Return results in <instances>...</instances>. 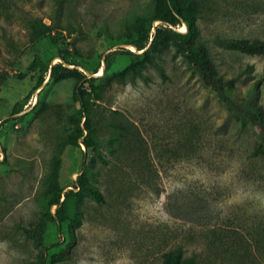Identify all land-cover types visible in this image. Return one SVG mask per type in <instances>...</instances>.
<instances>
[{"label":"rangeland","instance_id":"374dc122","mask_svg":"<svg viewBox=\"0 0 264 264\" xmlns=\"http://www.w3.org/2000/svg\"><path fill=\"white\" fill-rule=\"evenodd\" d=\"M197 1L194 41L254 93L264 119V54L215 39H264V0ZM161 4L0 0V264H165L178 247L195 264H264V158L252 156L259 130L230 114L171 39L150 41L143 62L130 53H143L131 26ZM32 18L53 30L34 38ZM162 25L154 21L152 39ZM63 54L97 71L86 83L99 139L91 148L70 143L86 120L77 78L47 77L36 88L39 72L29 68L37 55ZM84 171L105 199L83 192L79 220L59 221L51 201Z\"/></svg>","mask_w":264,"mask_h":264},{"label":"trees","instance_id":"16d2710c","mask_svg":"<svg viewBox=\"0 0 264 264\" xmlns=\"http://www.w3.org/2000/svg\"><path fill=\"white\" fill-rule=\"evenodd\" d=\"M200 2L197 0H162L160 9L155 15H148L135 22L130 31L133 36H138L133 44L139 50H145L143 53L130 51L135 55L136 63L143 62L145 55L149 53L147 49L148 43L151 41V47L155 46L159 40L169 38L180 50L184 52L185 58L199 75L202 83L209 89L213 90L219 100L224 103L232 116L237 117L240 123L244 126L251 125L259 130L256 144L252 151V156L264 158V119L262 116L261 106L254 98V93L247 92L246 94L240 91L235 83L234 78L226 77L218 72L212 62V59L204 44L196 43L193 39L194 19L192 9H197ZM162 19L164 25L156 27L155 33L152 36L150 32L154 27V21ZM31 27L34 38L44 36L46 33L53 30L52 23H44L43 20L38 21L31 19ZM179 24H186L187 31H182L177 28ZM152 39V40H151ZM217 42L240 51L251 54H264V39L244 38H225L216 37ZM64 60L57 61L53 64L52 59L46 60L41 55H37L29 65L30 70L38 71L39 78L36 88L42 86L50 75V80H60L67 76H75L77 84L75 88L74 98L79 103V108L82 117H85V123H79L76 127V134L70 138V143L81 147L84 143L87 148L94 147L99 144L98 137L93 133L92 124V103L87 99L86 83L96 80L97 75L90 76L84 70H81L76 65L72 66L73 62L67 59L63 54ZM97 71H93L95 74ZM30 95L17 101L13 111L20 113L25 109ZM87 131V132H86ZM73 188L67 191H59L52 199L51 204H57L56 218L59 221H65L70 218L79 220L77 214L79 211L75 209L76 200L81 197L83 192L92 194L98 200H104V193L87 179L86 172H82ZM64 197V199H62ZM165 264H195L194 258L185 257V252L182 247L170 250L164 254Z\"/></svg>","mask_w":264,"mask_h":264},{"label":"water","instance_id":"95a60500","mask_svg":"<svg viewBox=\"0 0 264 264\" xmlns=\"http://www.w3.org/2000/svg\"><path fill=\"white\" fill-rule=\"evenodd\" d=\"M137 50H138V48H137ZM145 50H143L142 52H144ZM54 63H56V62H53V64ZM90 76H92V75H96V74H94V73H89V72H87ZM49 79H50V75H49V77H48Z\"/></svg>","mask_w":264,"mask_h":264},{"label":"bare ground","instance_id":"6f19581e","mask_svg":"<svg viewBox=\"0 0 264 264\" xmlns=\"http://www.w3.org/2000/svg\"><path fill=\"white\" fill-rule=\"evenodd\" d=\"M133 47V46H132ZM99 73H102V72H99ZM36 98V97H35Z\"/></svg>","mask_w":264,"mask_h":264}]
</instances>
